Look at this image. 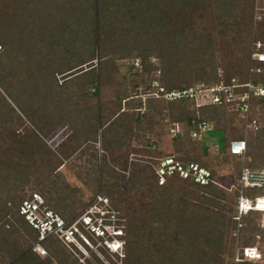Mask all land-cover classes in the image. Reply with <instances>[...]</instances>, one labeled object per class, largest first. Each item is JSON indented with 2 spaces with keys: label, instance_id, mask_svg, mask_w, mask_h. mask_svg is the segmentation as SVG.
<instances>
[{
  "label": "trees",
  "instance_id": "1",
  "mask_svg": "<svg viewBox=\"0 0 264 264\" xmlns=\"http://www.w3.org/2000/svg\"><path fill=\"white\" fill-rule=\"evenodd\" d=\"M88 1L15 0L12 18L5 23L0 22V245L3 246L4 252L11 261L9 264L49 263V258H45V261L41 260L36 257L35 253L21 249L18 243L20 240L23 242L27 240L29 245H26L30 247L31 243L38 241L37 231L19 213V207L24 200L30 199L33 193H37L44 199L47 206L50 205L48 208L63 219L69 218L75 203V199L67 196V192L70 191L66 185H61L62 192L60 191L59 175L57 171L55 172L54 167H50L53 164L52 158L55 159L54 154L47 150V147L34 132L30 131L33 141L31 145H28L33 148H28L20 142V136H16L14 131L11 133L13 137L10 134L9 138H15L18 142L4 144L2 134L5 130L14 129L20 120L16 110L32 121L35 124V130L44 137L48 136L46 130H53L62 124L72 127L73 131L76 132L73 137H77V140L93 139L96 141L97 130H99L103 146L108 152L121 148L127 141L138 138L142 134L147 132L151 134L152 130L162 123L165 127L170 124L181 126V133L176 138L171 139L174 142L176 154L154 158L155 162L151 164V169L143 165L133 166L130 178L123 185L119 182L121 180L116 176L117 172L114 169L105 162L102 167V171L109 180L102 187V191L97 192L108 200L113 209L116 208L117 211L119 208L127 216L130 223L127 231V244L124 239L126 264H131L132 258L138 259L131 243L139 239L137 237V218L135 217L136 208L132 202L128 201L131 199L129 193L136 191L141 197L146 196L147 199L152 200L150 210L156 216L158 209L160 208L161 212V208L164 207V202L171 199L175 189L173 183L184 181L176 177H167L160 185L153 166L157 165L160 159L173 156L182 162L193 163L209 170L212 181L205 186L191 181L184 182L206 189L207 195L202 197L203 201L214 203V199L211 197L213 194L219 195L218 188L222 189V187L221 182H219L221 177L212 169L211 162L216 161L220 155V161L228 164L232 157L228 153L229 141L233 137L243 139V136H239V134L227 136L226 131L229 122L226 116V110H228L226 105H207L195 108L193 101L189 99L167 102L163 99L149 97L143 104L139 97L127 95L122 101L116 103L117 114L112 118L102 116L99 125L92 105L87 106L82 102L81 92H86V88L88 89L85 84L89 79L87 71L81 68L67 76L68 80L75 79L78 81L77 88L80 89L81 94L77 95L78 102L76 104L73 102L74 100L73 103L68 104L62 98L61 92L51 89L52 86L48 88V84L50 86L52 82H56L53 70H41L40 62L29 63L28 66L27 63L19 66L18 54L30 44L36 46V51L44 49L46 55H57L55 61L61 60L67 63L69 61L77 64L70 69L83 65L81 62L82 54L84 50L91 51V49L85 47V44H88V42L86 43L87 33L80 30V25L85 20L75 21V18L77 17L76 13L82 12ZM188 1L190 0H175V3L178 6H184ZM208 1L215 13L217 12V18L220 20L231 19L232 12L236 10L235 4H240L239 0ZM165 3L166 0H105L104 16L111 21L107 24L110 32H107L106 37L99 39V52L103 59L99 65L102 85H106L109 80L113 79L110 68L114 67V59L122 58L141 59V66L144 71L150 69L159 71L160 83L166 90L186 89L197 83L208 86L219 81L220 78L217 77L215 68L211 64L213 56L212 34L197 36L192 26L185 23L179 25L173 33L167 30L159 21L161 13L166 7ZM244 10L245 8H242L241 12L243 13ZM148 53L159 60V66L154 67L145 64ZM208 54L209 57L206 58ZM75 55L76 58H74ZM67 56H71L70 60L66 59ZM108 56L110 58H107ZM78 62L80 63L78 64ZM60 66H62L61 62ZM131 67L133 68L132 63ZM11 69H14V75L9 71ZM234 76L242 81L251 78L254 84L264 86V66L259 73H249L248 70H245ZM147 81L148 79L143 84L139 83L137 87L140 88V86L147 84ZM17 85L26 86L25 88H29V90L26 93L20 92ZM92 87L94 88L95 85L93 84ZM1 91L11 103L6 101ZM39 91H43V93ZM33 103L38 106L39 114L37 117L32 113L34 112L32 111ZM250 103L252 109L262 108L264 107V97H251ZM231 113L235 119L242 120L238 112L232 111ZM200 121L209 123L212 130L203 133L201 140H196L191 137V131L194 129L191 123ZM215 132L220 133L223 138V142L217 143L218 152L212 151V143L210 144V139H214L212 135ZM147 142L152 146L150 141ZM246 146L244 157L248 160L246 167L251 170H264V162L258 165L255 154L264 149V129L258 131L253 142L246 140ZM211 152L218 156H211ZM34 168L38 171L33 172ZM41 173L43 174L42 178L32 179L33 175L38 174L39 176ZM29 184L31 187L26 188ZM124 184L128 185V188H124ZM232 192L235 198L239 195L238 188ZM60 193L62 194L60 195ZM242 193L249 199L262 197L264 196V187L247 188ZM160 212L154 221L160 223V219L163 218L162 225L166 226V230H162V232H166L172 217L169 215V209L164 213ZM197 219L202 222L200 216ZM210 219L211 216L207 220L210 221ZM6 226L9 230L4 229ZM211 232L208 230L203 234L204 237L207 235L205 239L209 240V246L216 248L211 242L220 245L222 242L218 241L223 240V233L217 232L216 234L214 232L211 234ZM257 232L258 235L260 233L264 235L262 228H258ZM160 233L161 230L156 228L152 229L151 234L157 236ZM129 238H132L131 241ZM192 238L198 239L200 236L194 231ZM53 240L57 243L60 242L56 238H48L43 241V245L47 248L55 247L56 251H53L52 254L57 261H61L60 259L67 256L59 249V243L53 244ZM187 244V250H183L186 263L189 260L186 254L189 249H192L190 248L191 242L187 241ZM207 246V244L203 245L204 248L208 249ZM247 246L253 245L243 243V248ZM95 257L98 259L96 255ZM203 257L197 252L192 264ZM211 257H213L214 262L219 263V254H211ZM177 258L180 259V255L175 257L176 260ZM71 261L73 264L76 262L75 260ZM210 264L214 263L211 262Z\"/></svg>",
  "mask_w": 264,
  "mask_h": 264
},
{
  "label": "rangeland",
  "instance_id": "2",
  "mask_svg": "<svg viewBox=\"0 0 264 264\" xmlns=\"http://www.w3.org/2000/svg\"><path fill=\"white\" fill-rule=\"evenodd\" d=\"M239 2L240 4H235L236 10L232 12L231 19L220 20L217 18V12L215 13L208 0H190L184 6H178L175 0H166V7L163 13H161L159 21L162 26L172 33L177 30L176 28L179 25L185 23L192 26L197 36L212 34L213 56L211 64L215 68L217 77L220 69L222 70V77L229 78L245 70L249 71L254 43L258 41L264 43V0H239ZM104 5L105 0H89L82 12L76 13L77 17L75 21L85 20L80 25V30L87 33L88 39L86 43L88 42V44H85V47H90L91 49V51L84 50L81 59L83 65L70 69L77 64L69 61L68 63L61 60L55 61L57 55H46L47 53L45 54L44 49L36 51L37 48L33 44L23 49L18 54L19 57L17 59L20 61L19 66L26 63L28 66L29 63L40 62L41 70H53L56 82H52L50 86L48 84V88L52 86L51 89L61 92L62 98L68 104L73 102L76 104L78 102L76 97L80 94V89L77 88L78 81L75 79L68 80L67 76L81 68L87 71L89 79L85 84L88 86V89L86 88V92L83 91L81 92L82 95H80L83 96L82 102L85 105H92L99 125L102 116L106 118L114 117L118 112L116 103L122 101L127 95L133 96V93L138 89V84L145 83L154 71L152 69L144 71V68L141 70L132 68L131 63L134 61L133 58L114 59V67L110 68L113 79L109 80L106 85H102L99 65L103 59L100 57L99 39L106 37L107 32H110L107 24L111 21L104 16ZM14 8L15 0H0L1 23H5L12 18ZM242 8H245L243 13L241 12ZM76 57L75 55L74 58ZM208 57L209 54L206 58ZM70 58L71 56L66 57L67 60H70ZM107 58H110V56ZM158 61L155 56L148 53L145 64L156 67L159 66ZM60 62L62 66H60ZM140 62H142L141 59ZM9 71L12 75L15 74L14 69ZM135 76L138 77L135 78ZM93 84L95 85L94 88L92 87ZM17 86L20 92L26 93L29 90V88H25L26 86ZM39 92L43 93V91ZM1 94L6 98V101L10 102L2 91ZM11 105L14 106L13 104ZM32 111H34L32 112L34 116L37 117L39 110L35 103H33ZM16 112L20 120L16 123L14 129L4 131V134H2L4 137L3 142L5 145L18 142L15 138H9V135L13 131L16 136H20V142L28 148L31 147L28 145H31L33 141L30 131L34 132L41 139L47 150L54 154L55 159L52 158L53 164L50 167H54L55 172L57 171L59 175L60 191L62 192L61 185H66L70 191L67 192V196L75 199L74 210L69 215V218H73L77 213L81 212L91 200L92 195L97 191H102V187L109 180L108 176L102 171L104 162L117 172L116 176H118V179L121 180L119 182L123 185L130 178L133 166L143 165L151 169V164L155 162L154 158L176 154L174 142L167 136L163 123L155 127L151 134L148 132L142 134L138 138L127 141L121 148L108 152L103 146L99 130H97L96 141H93V139L77 140V137H73L76 132L73 131L72 127L70 128L67 124H62L56 126L54 129L51 128L53 130H46L48 136L44 137L38 134L32 121L18 110ZM231 112L229 108L226 110L229 122L226 131L227 136L239 134L244 139L253 142V138L256 137L258 131L264 129V107L252 109L249 114V117L252 118L253 116L257 120L256 126H247V123L243 121L244 119L241 121L237 118L235 119ZM212 136L214 139H210V144L213 141L216 143L223 142L220 133L215 132ZM204 138L207 139L206 137ZM147 141H150L152 146ZM255 154L257 155L256 163L260 165L261 162H264V149ZM211 156L218 155L211 152ZM220 159V155L216 161L211 162L210 159L212 169L221 177L219 182H221L222 187V189L218 188L219 195H212L211 198L214 199V203H205L203 201L202 197L207 195L206 189L192 186L188 182L176 181L173 183L175 189L171 199L166 200L164 207L161 208V212L159 208L157 215L154 216L150 210L152 200L147 199L148 197L146 196L141 197L136 191L131 192V194L129 193L131 199H128V201L132 202L136 208L135 217L137 218L136 226L138 227L137 237L139 238L136 242L133 241L131 243L136 251L135 256L139 260L132 258L131 264H185L184 258L186 256H184L183 250H187V241L191 242L190 245L192 246L190 248L193 250L189 249L187 252L186 255L189 260L186 264H192L197 252L204 257L201 260H197L195 264L198 262L200 264H210L211 262L217 264L213 261L211 254L220 255L218 264H253L252 262L240 260L242 258L243 243H251V245L256 246L262 253V259L256 261L257 263L255 262L254 264H264V235L262 233L258 235L257 232V229L261 228L264 218H262L260 213L251 212L242 216L238 221H233V218L237 217L235 196L233 192H229L228 190L235 184L236 178L234 175L242 167L247 166L248 160L246 158L238 159L231 157L230 162L226 164L222 163ZM55 165L57 166L56 168ZM34 171L38 170L34 168ZM36 177L42 178L43 174L41 173L39 176L38 174L33 175L32 179ZM29 187H31L30 184L26 186V188ZM123 187L128 188V185L124 184ZM48 206L50 205L48 204ZM168 209L169 215L172 217V224H169L166 232H162V230H166V226L162 225L164 219L161 218L160 223L154 220L158 218L159 212L164 213ZM199 216L202 222L198 221L197 218ZM210 216L211 219L208 221L207 219ZM114 224L123 232L122 236L118 237L123 240L125 239L127 244V231L130 223L127 216L119 208H117V211L115 210ZM156 228L161 230V233L153 236L151 234L152 229ZM4 229L9 230L8 226L4 227ZM208 230L212 231L211 234L214 232L216 234L217 232L223 233V240L218 241L222 242L220 245L217 243L215 245L211 242L216 248L209 246V240L205 239L207 235L204 237L203 233H206ZM194 231L197 232L200 238H192ZM131 239L129 238L130 241ZM91 242L95 243V240L91 239ZM18 243L21 249H27L29 252L35 253L36 257L41 260L49 258L48 264H73L71 260L76 261L74 264H126V244L120 255L108 254L99 248L100 253H90L89 258H86L76 248L74 249L72 246L68 247L62 242H58V244L53 240V244H58L59 249L67 256L60 259L61 261H57L52 254L53 251H56L55 247L47 248L42 242L41 246L45 250V254L40 256L34 250L35 241L30 244V247H27L29 245L27 240L25 242L20 240ZM206 244L208 245V249L203 247ZM177 255H180V259L177 258L176 260L175 257ZM10 262L6 252H4L3 246L0 245V264H9Z\"/></svg>",
  "mask_w": 264,
  "mask_h": 264
},
{
  "label": "built area",
  "instance_id": "3",
  "mask_svg": "<svg viewBox=\"0 0 264 264\" xmlns=\"http://www.w3.org/2000/svg\"><path fill=\"white\" fill-rule=\"evenodd\" d=\"M251 66L249 73H259L264 66V43H254V50L251 54ZM133 68L141 70V62L134 59ZM159 71H153L148 78V83L138 88L133 97H139L144 104L149 98L163 99L167 102H174L189 99L194 103L195 108L207 105H226L230 111H236L239 117L247 123V126H256L257 120L252 116L250 103L251 97H264V86L254 84L251 78L242 81L235 76L229 78L222 77V70L219 69V81L216 84L206 86L197 83L189 88L181 90H166L160 83ZM194 129L191 131L193 139L201 140L203 133L212 130V126L205 122H192ZM196 128V129H195ZM169 138H176L182 131L179 124H170L166 128ZM211 149L219 151L216 142H212ZM246 140L232 139L229 141L228 153L238 159H244L246 153ZM154 173L158 178V184H162L167 177H176L184 181L193 182L201 186L211 182L210 171L193 163L182 162L173 156L160 159L159 163L153 166ZM236 179L234 186L229 190L232 192L239 189V195L235 198V209L238 221L242 216L251 212L264 214V196L252 199L246 198L242 191L247 188L264 187V170H251L242 167L234 176ZM19 213L28 224L37 231L38 241L35 244V252L42 256L45 250L41 243L48 238H56L65 245L76 248L82 255L89 258L90 253L98 254L99 248L108 254H118L123 252L124 240L123 232L114 224L115 210L110 206L108 200L95 193L89 203L75 217L63 219L52 212L45 204L44 199L37 193H33L30 199H26L19 207ZM88 235V236H87ZM95 240V243L91 242ZM243 262H256L262 259V253L256 246H247L241 252Z\"/></svg>",
  "mask_w": 264,
  "mask_h": 264
},
{
  "label": "crops",
  "instance_id": "4",
  "mask_svg": "<svg viewBox=\"0 0 264 264\" xmlns=\"http://www.w3.org/2000/svg\"><path fill=\"white\" fill-rule=\"evenodd\" d=\"M143 86V85H142ZM141 87V86H140ZM166 128H167V126L165 127V130H166ZM166 134H167V131H166ZM167 136H168V134H167ZM169 137V136H168ZM171 139V138H170ZM174 139V138H173ZM253 264L255 263V262H252ZM257 263V262H256Z\"/></svg>",
  "mask_w": 264,
  "mask_h": 264
},
{
  "label": "water",
  "instance_id": "5",
  "mask_svg": "<svg viewBox=\"0 0 264 264\" xmlns=\"http://www.w3.org/2000/svg\"><path fill=\"white\" fill-rule=\"evenodd\" d=\"M261 228L264 229V221H262Z\"/></svg>",
  "mask_w": 264,
  "mask_h": 264
},
{
  "label": "bare ground",
  "instance_id": "6",
  "mask_svg": "<svg viewBox=\"0 0 264 264\" xmlns=\"http://www.w3.org/2000/svg\"><path fill=\"white\" fill-rule=\"evenodd\" d=\"M262 218H264V214H261Z\"/></svg>",
  "mask_w": 264,
  "mask_h": 264
}]
</instances>
